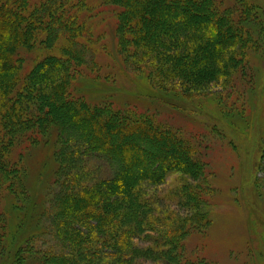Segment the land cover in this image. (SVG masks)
<instances>
[{
	"label": "trees",
	"instance_id": "16d2710c",
	"mask_svg": "<svg viewBox=\"0 0 264 264\" xmlns=\"http://www.w3.org/2000/svg\"><path fill=\"white\" fill-rule=\"evenodd\" d=\"M103 2L117 8L118 54L142 99L171 98L179 111L220 124L235 105L213 89L253 87L250 60L263 27L259 9L245 0ZM83 8L84 0H0V264H206L189 259L184 244L209 216L202 189L158 193L173 174L206 178L192 140L156 113L76 91L84 77L104 88L98 73L88 75L97 68L88 54L103 44L87 31ZM22 51L37 56L28 71ZM225 105L214 118V106ZM51 131L59 168L41 211L26 188L22 149ZM142 160L148 164L139 168ZM5 208L29 212L16 246Z\"/></svg>",
	"mask_w": 264,
	"mask_h": 264
},
{
	"label": "rangeland",
	"instance_id": "374dc122",
	"mask_svg": "<svg viewBox=\"0 0 264 264\" xmlns=\"http://www.w3.org/2000/svg\"><path fill=\"white\" fill-rule=\"evenodd\" d=\"M245 1L259 9L263 27V34L258 37L261 42L260 51L251 56L250 60L253 87L240 84L235 89L230 85L213 89L224 96L225 100L228 94L231 95L228 108L232 103L235 105L230 116L225 113L228 109L226 105L225 108L214 106L216 114L213 116L217 119L219 115L224 116L221 113L224 109L226 117L221 116L224 122L220 124L212 118L179 111L173 104H169V101H173L171 98L161 100L163 103L142 99L141 95L134 92L138 80L134 78L131 69L126 65L122 66L123 57L118 54L115 35L117 8L105 4L103 0H84L87 8L80 12L92 38L100 39L103 44V49L95 54H88L87 60L95 58L96 72L89 71L88 75L95 77L98 73L104 88L99 87L100 82L84 77L75 83L76 91L92 102H107L115 107L136 105L140 110L156 113L160 120L168 121L175 128H179L184 138L192 140L206 178L202 176L192 182L183 175L173 174L166 178L158 193L161 194L160 197H168L185 184L202 189L209 216L205 220V227L190 234L184 244L189 259L206 264H264V111L261 110L260 118L257 112L264 107V0ZM78 40L86 43V38ZM54 42L52 46L55 50L60 48V44ZM47 54L55 53L48 51ZM18 57L23 59L25 70L28 71L37 56L22 51ZM241 105L246 109L244 114L241 113ZM203 111L208 114L209 110ZM56 140L55 132L51 131L43 135L35 146L22 149L26 188L41 211L47 197L50 198L48 194L53 192L52 184L59 168L55 156ZM114 140L115 137L111 141ZM163 149L168 150L169 154H177L170 146ZM147 164V160H142L139 168H144ZM172 205H175L174 202ZM173 206L172 209L175 208ZM164 207L171 208L168 204ZM25 213L23 210L7 211L8 234L10 240L13 239L11 246L19 244L16 238L19 239L20 228L28 219ZM39 225L43 230L44 224ZM40 236L43 235L39 234V240L35 242L38 248H41L45 239Z\"/></svg>",
	"mask_w": 264,
	"mask_h": 264
}]
</instances>
